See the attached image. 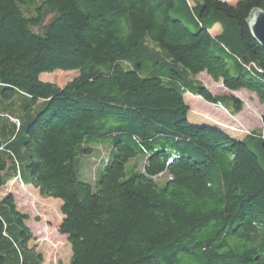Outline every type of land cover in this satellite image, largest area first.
<instances>
[{
	"label": "trees",
	"instance_id": "trees-1",
	"mask_svg": "<svg viewBox=\"0 0 264 264\" xmlns=\"http://www.w3.org/2000/svg\"><path fill=\"white\" fill-rule=\"evenodd\" d=\"M257 8L0 0V187L17 179L62 199L71 264H264V113L261 129L230 133L192 119L185 98L233 114L245 100L232 91L264 103ZM59 70L80 73L43 79ZM101 144L95 190L86 170ZM30 218L13 193L0 198V264H44Z\"/></svg>",
	"mask_w": 264,
	"mask_h": 264
},
{
	"label": "rangeland",
	"instance_id": "rangeland-1",
	"mask_svg": "<svg viewBox=\"0 0 264 264\" xmlns=\"http://www.w3.org/2000/svg\"><path fill=\"white\" fill-rule=\"evenodd\" d=\"M227 1L236 4L239 0ZM216 29L221 30V26L219 24L216 25ZM79 73L78 70H59L55 77L49 76L52 73H44L43 79L51 80L64 86L77 77ZM200 78L212 91H228L222 81L216 82L207 72L200 74ZM239 93L245 100V106L239 117H232L234 119L232 122L225 121L226 116L224 115L213 118V113L211 115L209 114L210 111L217 112L213 109L212 102L198 95L187 93L185 98L192 108L190 117L194 119L195 114L200 113L197 115L199 118L209 120L218 125L220 124L230 133L245 135L250 130H257L258 127L262 126L263 121L261 119L264 111V103L258 97H254L255 95H252L251 92L245 90ZM228 116L230 115L228 114ZM98 147L99 154L90 158V163L86 170V175L91 178L93 189L95 190H97L98 177L95 178L97 172L95 165L98 163L97 160L106 158L109 152L105 144H101ZM95 161L97 163H94ZM131 162H135V159H132ZM12 193L15 195L18 208L24 213H29L31 216L27 222L33 228L35 236L31 240L30 246L43 253L44 264H71L73 256L72 245L67 234L61 233L60 231V225L65 217L62 212V199L44 196L38 187L26 184L17 179L0 187V198H4Z\"/></svg>",
	"mask_w": 264,
	"mask_h": 264
},
{
	"label": "crops",
	"instance_id": "crops-1",
	"mask_svg": "<svg viewBox=\"0 0 264 264\" xmlns=\"http://www.w3.org/2000/svg\"><path fill=\"white\" fill-rule=\"evenodd\" d=\"M218 30V29H217ZM227 90L228 91H225V92H230V90L227 88ZM248 91L247 89H243V90H241V91H232L235 95H237V96H239L241 99H243V97L242 96H240V93L239 92H243V91ZM215 92V91H214ZM219 92V91H218ZM218 92H215V93H218ZM248 92H250V91H248ZM251 94L252 95H255L254 97H258L256 94H254V93H252L251 92ZM220 105L218 104H213L212 103V107H213V109H215V111L217 112V113H214L213 111L211 112L210 111V115L213 113V118H218L219 116H221V115H224V116H226V120L225 119H223V120H225V121H228V122H232V121H234V119L232 118V117H239L240 115H241V113L243 112H241V113H239V114H233L232 112H230L228 109H225L224 107H219ZM200 112V111H199ZM230 115V116H228V114ZM263 113H264V111H263ZM262 113V114H263ZM198 114H200V113H198ZM198 114H195V116H194V120H196V121H198V122H210L209 120H206V119H202V118H199V116H197ZM213 123V122H212ZM263 127V122H262V126H260V127H258L257 129H261Z\"/></svg>",
	"mask_w": 264,
	"mask_h": 264
},
{
	"label": "water",
	"instance_id": "water-1",
	"mask_svg": "<svg viewBox=\"0 0 264 264\" xmlns=\"http://www.w3.org/2000/svg\"><path fill=\"white\" fill-rule=\"evenodd\" d=\"M249 21L252 33L264 47V9H255Z\"/></svg>",
	"mask_w": 264,
	"mask_h": 264
},
{
	"label": "built area",
	"instance_id": "built-area-1",
	"mask_svg": "<svg viewBox=\"0 0 264 264\" xmlns=\"http://www.w3.org/2000/svg\"><path fill=\"white\" fill-rule=\"evenodd\" d=\"M227 126H228V125H227ZM228 127H229V126H228ZM230 127L232 128V126H230ZM233 129H234V128H233ZM233 129H232V130H233Z\"/></svg>",
	"mask_w": 264,
	"mask_h": 264
}]
</instances>
